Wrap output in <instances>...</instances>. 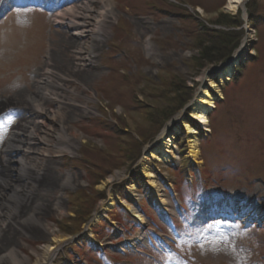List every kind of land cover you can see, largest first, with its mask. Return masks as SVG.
<instances>
[{
    "label": "rangeland",
    "instance_id": "obj_1",
    "mask_svg": "<svg viewBox=\"0 0 264 264\" xmlns=\"http://www.w3.org/2000/svg\"><path fill=\"white\" fill-rule=\"evenodd\" d=\"M18 1L0 0V176L23 154L6 145L30 109L23 95L35 90L50 59L61 95L44 100L36 133L46 145L35 140L28 157L51 164L52 184L33 190L34 200L21 204L27 212L44 203L43 223L71 237L58 243L47 239L43 226L26 222L29 231L15 235L14 246L29 259L18 264H36L42 256L35 252L46 244L54 251L60 247L47 264H264V0H248L246 17L244 9L227 11L229 0H112L114 15L100 40L89 34L79 40L53 23L58 9L87 0H22L19 8ZM237 16L242 19L237 26L216 22ZM203 27L230 32L236 46L232 55L248 40L247 53L227 79L208 74L204 90L212 93L215 86L221 93L209 125L193 122L187 112L197 129L199 156L188 155L181 121L172 123L167 136L174 138L169 159H155L150 154L163 127L191 104L202 76L224 61L194 69L200 55L195 33ZM147 39L155 56L147 52ZM65 41L89 46L91 63L80 61ZM174 76L191 88L184 105L156 132L140 138L130 120L137 110L134 97L147 103L140 90ZM59 110L61 115L50 121L49 113ZM61 127L78 136L72 153L56 148ZM123 142L140 150L136 160L120 158ZM143 164L169 200L165 207L144 177ZM68 174L75 185L63 187ZM12 175L18 182L16 172ZM132 185L135 194L128 190ZM141 232L145 240L133 244ZM0 264L12 262L5 256Z\"/></svg>",
    "mask_w": 264,
    "mask_h": 264
},
{
    "label": "bare ground",
    "instance_id": "obj_2",
    "mask_svg": "<svg viewBox=\"0 0 264 264\" xmlns=\"http://www.w3.org/2000/svg\"><path fill=\"white\" fill-rule=\"evenodd\" d=\"M247 1L248 0H229L226 5V10L236 13L238 10L244 9ZM113 15L114 3L112 0H87L86 2H82L78 5H66L58 9L53 14V23L57 26L65 28L68 32H71L73 37L79 40L83 39L88 34L92 35L93 38L100 40L106 36L107 28ZM65 42V44L69 47L71 45L74 46V53L80 61L91 63V56L94 51L88 50L89 46L87 47L83 43L72 44L68 41ZM247 42L248 40L243 41L235 53L228 60L221 62V65L213 66L211 68L215 70L213 73L220 74L221 79H227L234 72L235 66L241 59L239 58L240 55H245V53H247ZM146 49L149 55L155 56L156 48L150 39H147L146 41ZM54 67V64L51 63V60L49 59L43 69L42 77L37 81L35 90L23 95L25 96L30 109L25 111V116L27 115V117L16 127V131L12 133L6 145V147L11 149L12 152L15 148H17V151L14 152L19 154L23 153L24 155L21 154V156L17 159L14 158L11 160L12 163H17V166L14 167L13 165H7L6 173L0 176V262L5 256L10 258L12 264H18V262L21 261L20 258L25 261L29 259V256L23 254L21 251L18 252L14 246L15 235L28 233L29 230L24 226L26 222L32 221L33 223L35 222L43 226L45 231L48 233L47 239L49 240L55 239L58 243H64L71 238L70 236H59V232L55 227L43 223L41 217L42 215L48 213L47 205L40 202L32 206V208L26 212V204L24 206L21 204V201L28 203L34 200L33 190H45L47 186L52 184L53 176L51 173V164L48 162L44 164L45 162L40 160L38 161L37 159L31 160V158L28 157V154L34 151L29 144H32L35 140H38L46 145L44 139L45 137H40L36 133V129L39 128V118L45 113V108L43 106L44 100H56V98L57 100L60 99L61 94H59V92L55 89V87L60 83L56 81L57 74ZM209 71L211 70H208L207 74L202 76L201 84L198 86L199 89L196 91L194 100L191 102L192 109L188 111L192 115L190 120L193 122H199L204 126H207L210 123L209 114L215 107V96L221 94L215 86V91H213L214 94L213 92H209V90H204L205 87H203V85L207 84ZM210 85L213 86L212 83ZM181 111L175 115L173 121H175L177 115H179ZM60 115L61 111L59 110L58 112H54L52 114L49 113L48 118L50 121H53L55 117ZM186 118L187 115L182 122L185 123V128L188 134V155L195 159L200 153V144L197 136L195 135L197 133V129L193 127L190 120H187ZM171 127L172 122L170 121L163 127L159 136L155 140L154 147L159 146L155 151H151L150 156L152 155L153 158L169 159V154L171 153L170 148L174 144V138L168 139L167 137ZM48 130L49 129L45 130L44 133ZM58 140L59 145L56 148L60 153L65 151L72 153V144L73 142H77L78 136L71 135L67 132L65 127H61ZM141 163L143 162L141 161ZM12 172H16L18 175V182L14 181L12 178ZM142 172L144 177L149 180L152 188L155 189L158 201L163 207H165L169 200L166 196H161L159 194V190L156 189L157 183L154 179L155 176L151 168L148 165L143 164ZM22 178L28 179L29 182L21 184ZM74 185L75 182L72 179V175L68 174L66 179L63 181L62 186L72 187ZM128 190L132 194H135L133 193L135 185L129 186ZM124 203L140 220L145 222L143 215L138 213L133 205L129 204L127 201H124ZM103 206L110 207V204H104ZM55 207L57 209H61L62 205L60 202H57ZM145 238V233L141 232L138 237L133 240V244L141 242L145 240ZM59 248L60 247L58 246L57 250ZM57 250L54 251L50 244H46L41 252H35V255L42 256L41 259L37 260L36 264H47L51 262L55 258Z\"/></svg>",
    "mask_w": 264,
    "mask_h": 264
},
{
    "label": "trees",
    "instance_id": "obj_3",
    "mask_svg": "<svg viewBox=\"0 0 264 264\" xmlns=\"http://www.w3.org/2000/svg\"><path fill=\"white\" fill-rule=\"evenodd\" d=\"M228 18L229 20L227 21H222L220 18L216 22L227 27H233L237 26L238 22L242 20L239 16H237V19L234 17ZM202 30L201 32L196 31L197 33H195L197 40L196 47L199 48L200 55L193 60L194 69H201L208 62H216L222 59L228 60L236 47L232 46L234 41L230 38V32L222 30L217 31L207 27H203ZM179 82H181V80L174 76L171 79L162 80L161 84L157 83L152 85L151 83H147L140 90L148 100L147 103L134 97V108L137 110L130 120L132 121L133 129L140 138H147L149 136L148 131L153 133L156 132L173 113H176L175 111H177V109H181L182 105H184V99L187 98V90L191 88L183 81L182 85H179ZM126 109L128 110V108ZM186 119L188 120V118ZM133 141L136 142L135 140ZM135 146L136 145L131 146L127 142H123L118 152L120 158L124 161L136 160L139 157L140 150L136 151Z\"/></svg>",
    "mask_w": 264,
    "mask_h": 264
},
{
    "label": "water",
    "instance_id": "obj_4",
    "mask_svg": "<svg viewBox=\"0 0 264 264\" xmlns=\"http://www.w3.org/2000/svg\"><path fill=\"white\" fill-rule=\"evenodd\" d=\"M243 14H244V16L246 17L247 14H246V10H245V9L243 10ZM220 65H221V64H220ZM213 71H215V70L213 69V70L209 71V74H211ZM190 105H191V104H190ZM190 105L187 106V107H185V108L181 111V113H180L179 115H177L175 121H173V119H172L171 122H172V123H174V122H181V121L185 118V116L187 115V112L190 110ZM151 148H152V147H151ZM141 161H143V159H142Z\"/></svg>",
    "mask_w": 264,
    "mask_h": 264
}]
</instances>
